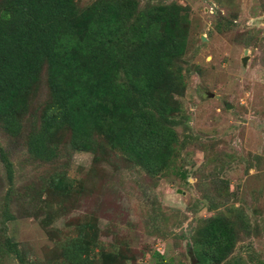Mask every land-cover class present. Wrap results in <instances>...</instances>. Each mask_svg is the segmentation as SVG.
I'll return each instance as SVG.
<instances>
[{
	"label": "rangeland",
	"instance_id": "374dc122",
	"mask_svg": "<svg viewBox=\"0 0 264 264\" xmlns=\"http://www.w3.org/2000/svg\"><path fill=\"white\" fill-rule=\"evenodd\" d=\"M164 2L184 7L189 21L168 167L150 176L109 149L96 159L71 152L66 135L51 163L34 160L26 139L48 101L44 82L21 133L12 137L0 126V150L13 169L9 182L0 160V232L29 262L66 264L61 245L84 233L90 244L82 264H200L196 232L222 217L237 240L219 264H264V0ZM54 171L70 185L49 195L44 180ZM5 211L13 220H4ZM2 264L18 263L4 256Z\"/></svg>",
	"mask_w": 264,
	"mask_h": 264
},
{
	"label": "trees",
	"instance_id": "16d2710c",
	"mask_svg": "<svg viewBox=\"0 0 264 264\" xmlns=\"http://www.w3.org/2000/svg\"><path fill=\"white\" fill-rule=\"evenodd\" d=\"M156 0H0V126L21 133L39 85L48 101L26 139L27 153L49 164L66 135L71 152L95 159L109 149L156 176L168 167L178 143L176 117L184 78L179 61L188 43L184 7ZM29 115V116H28ZM7 179L13 169L0 150ZM63 171L44 180V192L64 193ZM4 220H13L8 211ZM3 220V221H4ZM4 223V222H2ZM192 251L200 264H219L231 253L237 234L222 217L199 229ZM89 241L80 233L61 245L66 264H82ZM11 256L33 264L18 244L0 232V264ZM158 256V254H157Z\"/></svg>",
	"mask_w": 264,
	"mask_h": 264
},
{
	"label": "water",
	"instance_id": "95a60500",
	"mask_svg": "<svg viewBox=\"0 0 264 264\" xmlns=\"http://www.w3.org/2000/svg\"><path fill=\"white\" fill-rule=\"evenodd\" d=\"M243 63H245V60L243 61ZM209 97H213V95L212 94H209Z\"/></svg>",
	"mask_w": 264,
	"mask_h": 264
}]
</instances>
